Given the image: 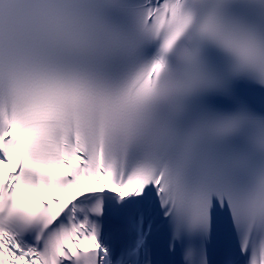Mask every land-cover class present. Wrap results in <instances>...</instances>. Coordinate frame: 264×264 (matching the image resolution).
<instances>
[{"label":"snow or ice","instance_id":"1","mask_svg":"<svg viewBox=\"0 0 264 264\" xmlns=\"http://www.w3.org/2000/svg\"><path fill=\"white\" fill-rule=\"evenodd\" d=\"M0 165V264H264V0H0Z\"/></svg>","mask_w":264,"mask_h":264},{"label":"bare ground","instance_id":"2","mask_svg":"<svg viewBox=\"0 0 264 264\" xmlns=\"http://www.w3.org/2000/svg\"><path fill=\"white\" fill-rule=\"evenodd\" d=\"M6 169H10V166L0 165V172H4Z\"/></svg>","mask_w":264,"mask_h":264}]
</instances>
